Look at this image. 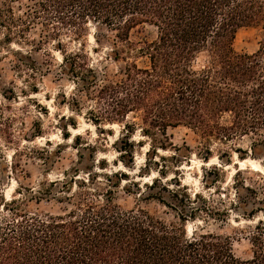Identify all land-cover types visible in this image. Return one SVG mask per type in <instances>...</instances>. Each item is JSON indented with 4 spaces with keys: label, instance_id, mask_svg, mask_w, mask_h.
<instances>
[{
    "label": "clouds",
    "instance_id": "1",
    "mask_svg": "<svg viewBox=\"0 0 264 264\" xmlns=\"http://www.w3.org/2000/svg\"><path fill=\"white\" fill-rule=\"evenodd\" d=\"M86 2L0 0V264H47L54 230L113 220L211 264H260L264 14L247 49L229 46L250 70L234 79L214 28L181 53L161 46L163 25L126 29L132 15L107 23ZM201 84L242 107L173 114Z\"/></svg>",
    "mask_w": 264,
    "mask_h": 264
},
{
    "label": "trees",
    "instance_id": "2",
    "mask_svg": "<svg viewBox=\"0 0 264 264\" xmlns=\"http://www.w3.org/2000/svg\"><path fill=\"white\" fill-rule=\"evenodd\" d=\"M78 2L69 0L70 4ZM81 7L90 10L98 19L103 17L107 23H111L113 18L132 15L126 29L143 24L145 20L149 24L163 25L161 46L181 53L189 46H199L214 28L213 43L224 54L222 59L225 60L227 72L234 79L246 78L250 70L244 61L233 64L227 59L231 51L229 46L234 48L239 30L253 25L264 14V4L260 0H87ZM206 92L203 84L199 87L193 85L191 96L181 92L179 99L173 103V114H177L175 106L179 104L180 115L191 108L190 115L199 120L197 111L201 99L212 116L221 110L242 107L238 95ZM253 96L256 97L252 102L253 108L264 111V86L254 91ZM44 243L45 249L49 243L54 246L52 252L43 258L47 264H97L102 253L113 252L120 256L122 264H189L186 257L198 264H211V258L199 257L195 249L191 252L178 250L165 238L115 220L88 224L82 231H77L75 225L70 232L54 230L50 241ZM258 260L264 264V257L258 256Z\"/></svg>",
    "mask_w": 264,
    "mask_h": 264
},
{
    "label": "rangeland",
    "instance_id": "3",
    "mask_svg": "<svg viewBox=\"0 0 264 264\" xmlns=\"http://www.w3.org/2000/svg\"><path fill=\"white\" fill-rule=\"evenodd\" d=\"M244 28L238 31L234 41V49L240 51L247 49L251 44V31Z\"/></svg>",
    "mask_w": 264,
    "mask_h": 264
}]
</instances>
